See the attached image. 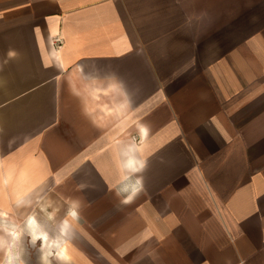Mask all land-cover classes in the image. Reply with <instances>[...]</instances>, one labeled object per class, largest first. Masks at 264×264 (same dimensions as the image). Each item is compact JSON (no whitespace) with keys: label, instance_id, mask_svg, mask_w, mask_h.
<instances>
[{"label":"crops","instance_id":"0c3cea01","mask_svg":"<svg viewBox=\"0 0 264 264\" xmlns=\"http://www.w3.org/2000/svg\"><path fill=\"white\" fill-rule=\"evenodd\" d=\"M137 122L149 138L131 244L148 264H264V143L248 137L264 135V0H0L12 207L53 198L33 183L67 181L79 160L119 186Z\"/></svg>","mask_w":264,"mask_h":264},{"label":"rangeland","instance_id":"374dc122","mask_svg":"<svg viewBox=\"0 0 264 264\" xmlns=\"http://www.w3.org/2000/svg\"><path fill=\"white\" fill-rule=\"evenodd\" d=\"M249 136L264 143V135ZM252 152L264 159L261 155L264 151ZM78 162L68 167L75 171L67 176V181L33 183L37 187L43 186L44 191L41 189L32 194H42L50 189L48 193L53 192V198L32 197L30 203L24 206L28 212L23 214L18 212V206L12 207L15 203L10 200L13 184L5 188L0 181V234L1 227L18 231V236L10 240L9 248L0 250V264H148L149 247L131 244L137 241H132L133 234L136 233L137 238L142 225L138 223L135 231L130 227L134 209L130 203L123 202L124 194H116L121 184L115 187L113 183V189L107 188L106 183L98 182L99 177H103L99 166H93L91 174H85V165ZM73 205L78 208L75 224L78 226L79 241L68 239L60 230L61 220ZM42 206L46 207L41 212L39 209ZM36 233L46 236L53 251L45 248L43 239H36ZM60 243H67L72 250L73 258L66 263L57 258V247H53ZM151 264L163 262L156 260Z\"/></svg>","mask_w":264,"mask_h":264},{"label":"bare ground","instance_id":"6f19581e","mask_svg":"<svg viewBox=\"0 0 264 264\" xmlns=\"http://www.w3.org/2000/svg\"><path fill=\"white\" fill-rule=\"evenodd\" d=\"M115 107L121 109L122 105L118 104V106L115 105ZM135 131L137 134V139L135 137H133L131 134L125 133L124 134V140L122 142V144H120V149H119V158L120 161L122 160V152L129 146L132 145L137 149L136 155L138 157V159H140L141 161H143L144 165L145 164V157H144V153L143 150L141 149L142 146L144 145V143L148 140V135H147V128L146 125H144L143 122H137L135 125ZM121 169L123 171V175L124 173V169L122 167L121 164ZM146 169V166H144L143 170L140 172L142 173L144 170ZM138 173V174H140ZM137 174V175H138ZM28 190V185L25 181H20L18 183H16L15 186V190H14V197L15 200L19 203H24L26 200V192ZM73 213H75V215H73ZM4 214V213H2ZM77 216H78V212L77 209L71 208L69 210V212L65 215V217L61 220V226H60V230L61 233L66 236L68 239L71 237V227L72 224H74L75 222H77ZM49 218H52L51 216H49ZM2 229V234H0V250H7V248H9L10 245V240L14 239L18 236V231L12 229V228H8V227H1ZM36 239L39 240H44V245L45 248H47V250H49L50 252L53 251L52 245L50 244L51 242L48 241V239L46 238V236L43 235H39V233L35 234ZM56 246L57 247V258L61 261H63L64 263L70 261L73 258L72 255V250H70L69 246L67 243H60L57 245H53V247ZM23 264V263H21Z\"/></svg>","mask_w":264,"mask_h":264},{"label":"clouds","instance_id":"9594fccd","mask_svg":"<svg viewBox=\"0 0 264 264\" xmlns=\"http://www.w3.org/2000/svg\"><path fill=\"white\" fill-rule=\"evenodd\" d=\"M136 152L137 149L132 145H129L122 152L121 164L125 174L122 177V183L117 195L124 194V203L133 201L142 191L143 187L142 180L137 174L143 170L145 165L143 161L138 159ZM73 215H75V213H73Z\"/></svg>","mask_w":264,"mask_h":264}]
</instances>
